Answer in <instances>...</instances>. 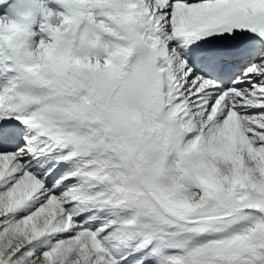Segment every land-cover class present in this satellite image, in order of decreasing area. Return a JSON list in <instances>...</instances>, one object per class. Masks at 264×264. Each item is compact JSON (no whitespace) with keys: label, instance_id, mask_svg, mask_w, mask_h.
<instances>
[{"label":"snow or ice","instance_id":"obj_1","mask_svg":"<svg viewBox=\"0 0 264 264\" xmlns=\"http://www.w3.org/2000/svg\"><path fill=\"white\" fill-rule=\"evenodd\" d=\"M0 264H264V0H0Z\"/></svg>","mask_w":264,"mask_h":264}]
</instances>
